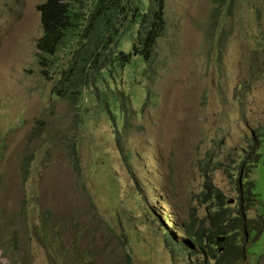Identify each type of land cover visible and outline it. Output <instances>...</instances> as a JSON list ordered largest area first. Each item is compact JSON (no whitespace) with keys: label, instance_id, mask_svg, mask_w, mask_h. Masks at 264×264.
Instances as JSON below:
<instances>
[{"label":"rangeland","instance_id":"obj_1","mask_svg":"<svg viewBox=\"0 0 264 264\" xmlns=\"http://www.w3.org/2000/svg\"><path fill=\"white\" fill-rule=\"evenodd\" d=\"M42 1L0 0V264H182L167 233L205 217L207 173L235 208L264 130V0H234L221 42L228 0H168L152 75L129 71L113 112L91 94L87 116L41 72Z\"/></svg>","mask_w":264,"mask_h":264},{"label":"trees","instance_id":"obj_2","mask_svg":"<svg viewBox=\"0 0 264 264\" xmlns=\"http://www.w3.org/2000/svg\"><path fill=\"white\" fill-rule=\"evenodd\" d=\"M236 7L234 0H228L216 9L213 31L218 36L213 35L220 42ZM38 9L43 26L37 42L41 72L49 79L58 78L54 93L80 104L83 116L90 112L91 94L96 98L93 108L107 105L112 112L122 101L114 93L118 88L130 99L127 80L143 85L140 77L152 75L159 43L169 26L168 0H44ZM129 71L137 78H126ZM93 86L99 91L94 92ZM263 144L264 130L253 133L249 155L238 165L235 208L207 173V189L201 193L207 214L201 219L195 214L183 234L167 233L166 244L182 257V264H262L264 254L257 255L264 215L256 210L260 194L250 177L262 161Z\"/></svg>","mask_w":264,"mask_h":264},{"label":"clouds","instance_id":"obj_3","mask_svg":"<svg viewBox=\"0 0 264 264\" xmlns=\"http://www.w3.org/2000/svg\"><path fill=\"white\" fill-rule=\"evenodd\" d=\"M242 176V178H243V171H242V173H241V175H240V177ZM235 200V199H234ZM234 203V202H233Z\"/></svg>","mask_w":264,"mask_h":264},{"label":"water","instance_id":"obj_4","mask_svg":"<svg viewBox=\"0 0 264 264\" xmlns=\"http://www.w3.org/2000/svg\"><path fill=\"white\" fill-rule=\"evenodd\" d=\"M232 202H235V200H233Z\"/></svg>","mask_w":264,"mask_h":264}]
</instances>
